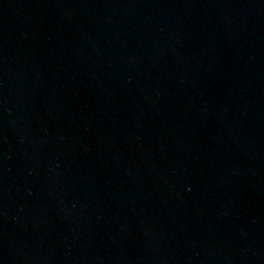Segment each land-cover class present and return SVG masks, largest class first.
Instances as JSON below:
<instances>
[{"label":"water","instance_id":"95a60500","mask_svg":"<svg viewBox=\"0 0 264 264\" xmlns=\"http://www.w3.org/2000/svg\"><path fill=\"white\" fill-rule=\"evenodd\" d=\"M0 264H264V0H0Z\"/></svg>","mask_w":264,"mask_h":264}]
</instances>
